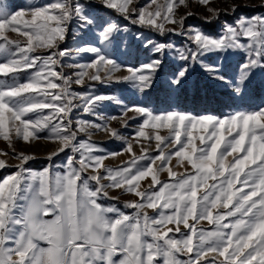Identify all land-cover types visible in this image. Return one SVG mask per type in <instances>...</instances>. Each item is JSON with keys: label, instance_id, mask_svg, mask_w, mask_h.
Listing matches in <instances>:
<instances>
[{"label": "rangeland", "instance_id": "374dc122", "mask_svg": "<svg viewBox=\"0 0 264 264\" xmlns=\"http://www.w3.org/2000/svg\"><path fill=\"white\" fill-rule=\"evenodd\" d=\"M0 264H264V0H0Z\"/></svg>", "mask_w": 264, "mask_h": 264}]
</instances>
